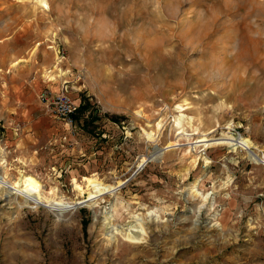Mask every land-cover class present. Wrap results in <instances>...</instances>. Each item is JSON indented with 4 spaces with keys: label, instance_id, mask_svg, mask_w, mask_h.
Segmentation results:
<instances>
[{
    "label": "rangeland",
    "instance_id": "rangeland-1",
    "mask_svg": "<svg viewBox=\"0 0 264 264\" xmlns=\"http://www.w3.org/2000/svg\"><path fill=\"white\" fill-rule=\"evenodd\" d=\"M57 92L89 104L73 127L48 105ZM223 137L251 148L212 146ZM253 155L264 0H0V179L32 175L69 207L0 191V264H264ZM84 178L124 184L88 200ZM136 220L139 243L114 233Z\"/></svg>",
    "mask_w": 264,
    "mask_h": 264
},
{
    "label": "bare ground",
    "instance_id": "bare-ground-1",
    "mask_svg": "<svg viewBox=\"0 0 264 264\" xmlns=\"http://www.w3.org/2000/svg\"><path fill=\"white\" fill-rule=\"evenodd\" d=\"M160 123H161L160 121L156 123L157 130L161 126ZM143 132H144V135H146L148 139L152 138L151 136L153 135H151V133H146L145 131ZM223 138L224 139L219 140L215 144L212 143L213 144L212 146H215V145H229V146L236 145L237 146L239 145L240 147L247 149V150H250L251 148L250 147L251 143L247 139L237 140V139H232L231 137H227V138L223 137ZM204 141L205 140H200L196 143H204ZM252 158L256 164L264 165V157H257L256 155H253ZM145 161L147 160L144 157L139 158L137 167L143 166L144 163H146ZM83 181L86 184L85 186L86 190H90V189L92 190L88 192V198H87L88 200L95 199L97 196H102L104 194L111 195L116 190H118L119 187L123 186L124 184L123 182L119 181L116 186L104 185L94 178H84ZM72 183H73L72 185H74V189L79 194H82L84 192V189L81 187V185L78 184L74 179ZM0 191L3 192V194H8V195L14 196V198L21 199L23 202L18 203L19 204L18 206L20 208H24L32 204L35 206V208L42 206V207L47 208L50 212H54V213L55 212L61 213L69 209V207H67L61 201L56 202L55 200H53V202L49 204L46 196L41 194L39 181L32 175H22L16 182L10 185L6 181L0 179ZM136 221H137V224L135 223V225L137 226L129 225L128 228H125L122 230H118V228L113 227V231L115 234L120 235L124 240L130 243H139L141 240H143L141 236L144 234V229L140 221L139 220H136ZM135 233H140V236L135 235Z\"/></svg>",
    "mask_w": 264,
    "mask_h": 264
},
{
    "label": "built area",
    "instance_id": "built-area-1",
    "mask_svg": "<svg viewBox=\"0 0 264 264\" xmlns=\"http://www.w3.org/2000/svg\"><path fill=\"white\" fill-rule=\"evenodd\" d=\"M51 95L52 97L48 105L51 106L52 112L61 119L65 125L69 127L76 125L77 123L73 120L72 116L77 113L79 105L71 100L65 92H57Z\"/></svg>",
    "mask_w": 264,
    "mask_h": 264
},
{
    "label": "trees",
    "instance_id": "trees-1",
    "mask_svg": "<svg viewBox=\"0 0 264 264\" xmlns=\"http://www.w3.org/2000/svg\"><path fill=\"white\" fill-rule=\"evenodd\" d=\"M89 109V104L86 103V102H83L81 101V103L79 104L78 106V110H77V113L75 115L72 116L73 120L78 123L79 121V117L83 116ZM87 118L89 119L88 121H83L82 123V127L87 129L88 128V124H93L97 119L98 117H96V115H94L93 112H89ZM111 119L115 120V121H118L117 117H113L111 116L110 117Z\"/></svg>",
    "mask_w": 264,
    "mask_h": 264
}]
</instances>
